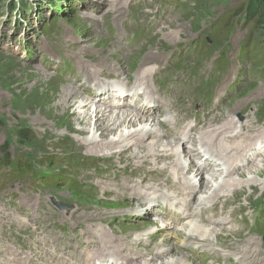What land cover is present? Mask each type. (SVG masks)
<instances>
[{
    "label": "rangeland",
    "instance_id": "1",
    "mask_svg": "<svg viewBox=\"0 0 264 264\" xmlns=\"http://www.w3.org/2000/svg\"><path fill=\"white\" fill-rule=\"evenodd\" d=\"M14 1L18 8H6L11 2L9 0L0 9L2 13L0 15V159L5 157L1 154V148L4 145L8 146L9 154L15 158L30 161L34 171L32 170L33 172L27 177L15 179L11 175L13 171L10 168L0 166V186L7 189L0 193V195L4 193L2 201L0 199V206L7 203L11 191L25 196L31 192V185H36L37 181H41L42 185L51 189L46 194L50 201L51 212L57 216L56 221L61 220L60 215L68 217L69 213L74 210L87 212L90 215H95V211L105 213L103 205H95V200L87 199L61 183L62 178H64L62 175L66 176L71 170L68 161L79 157L80 163L75 164V166L84 168L87 167L83 166L82 163L87 161L93 162L97 167L101 164L108 165L113 172L120 173L121 176L119 177L122 179H125L133 171L141 172V170H135L128 162L132 161V156H138V154H134L137 150L144 151L143 147L134 149L131 147L119 153V150H116L115 142L104 143L109 141L112 133L95 135V118L89 115L88 120H79L80 114H72L74 109L71 102L70 113L55 108L63 97V85H59V81H55L53 76L46 79L38 73L37 70L51 74L45 63L40 61L41 49L39 45L44 46L46 52L53 55L55 63L59 62L58 53H63L71 58L73 56L76 58L73 59L75 64L80 60L87 65L98 63L100 58L97 55L106 56L101 53H83V56L77 57L78 53L74 50V42L70 44L65 40L67 34L74 41L77 40V36L82 35L83 44L91 45L90 47L101 52L105 50L104 48H108L105 51L108 54H111V49L115 51L114 60L106 59L110 63L115 62L116 64L121 60V68L124 72H128L127 69H129L124 78L131 77L132 82H134V75L138 70L135 61L141 53L147 50L145 48L133 53L128 48V44L134 40V42L155 40L153 36L157 35L158 37L163 32L161 37L167 39L165 46L159 45L156 48L155 44L151 48L152 51L165 56V61L171 53H174V62L177 61L175 54H181L180 58L184 61L176 69H171L172 66L168 65L165 71L163 70L164 61L157 69L160 71V75L155 80V88H162L166 93L167 81L175 80V95L172 97V103L175 104L174 110L179 111V115H185L187 119H190L187 124L190 123V125L195 126L193 118H196L197 122L205 119L206 115L203 108L207 103H209L208 110H213V103H218L214 113L217 116L235 113L236 132L240 130L242 124H248L249 121L257 125L256 122L260 123L261 120H264V36L253 32L251 25L245 24L243 15L235 16L233 13L246 0H122L123 2H118L120 4V6L118 4L120 7L118 11H123L124 16L120 18H124V21H115L116 18L112 15L109 21L100 22V26H98L99 18L106 11L108 0ZM31 6L32 9L29 13H23L22 8L28 10ZM92 6L94 7L92 11L91 9L83 10L84 7L92 8ZM112 8L114 15H116L114 6ZM22 15L23 18H21ZM54 17L57 19L52 21ZM90 17L92 19H89ZM228 17H230L229 24L225 25ZM123 23L125 26L122 25ZM158 23L166 24L159 31L160 33L156 28ZM44 27L49 30L43 29ZM134 35H140L141 38L144 36V40L137 37L133 38ZM122 36L124 37L123 44H117L116 37ZM55 37L58 39L52 45L59 48L56 51L57 54L48 47ZM164 50L168 52L163 53ZM27 54L35 58L28 59ZM55 70L61 73L60 77L75 73L70 64L52 71ZM162 81L163 84L161 85ZM229 85L233 87L234 93L228 89ZM66 86L70 87V85ZM77 91L79 96L84 99V94L79 90ZM89 103H92L90 99ZM244 103L253 104L240 110ZM91 106L92 104L89 105L90 108H92ZM236 107L238 108L236 109ZM257 112L258 114L254 117L253 113ZM112 113L109 112L106 119ZM250 114L254 117L253 120L249 118ZM164 120L168 123V116H165ZM173 120L175 121V117ZM169 126L173 127L172 125ZM261 126L264 128V123ZM23 128H30L34 132L36 146L28 145L19 139L18 132ZM162 133H164L163 128ZM87 139L91 141L100 139L99 146L89 144ZM52 145L61 147L63 150L49 149ZM187 145L189 148L193 147L190 143ZM111 146H115V148ZM89 148H93L92 150L96 154H112L117 159L110 160L97 155H90L87 151ZM158 148L155 149L159 151L154 152L157 155L154 154L155 156L151 159L156 158L161 153L160 147ZM128 150L130 153L126 154L125 152ZM61 153L64 155L62 156ZM94 158H98V161ZM182 161L186 163L185 158H182ZM125 167L128 173L121 172ZM249 172L251 171L244 172L240 176L243 183L248 182L243 192L237 194L238 189L235 188L227 194L230 200L227 206L232 208L225 217H234L232 227L239 231L230 237L224 235L218 237V248L228 253H232V251L226 246L227 240L238 239V237L246 239L254 238V236L259 237L244 229L243 223L249 220L253 222V210L259 207L258 204L264 203V194H261L264 192V175L252 177L251 174L253 173ZM33 173L37 176L41 174L44 178L38 180L36 176H33ZM89 176L95 184L99 185L101 190L99 197H101L103 191L101 176H105V174H91ZM84 179L89 180L87 177H83ZM178 179L182 181L180 177ZM200 196L197 194L196 198L198 199ZM56 202L61 206L58 207ZM209 203L213 204L212 202ZM74 204L80 205V208ZM160 207L161 210L171 208L170 211L176 217L181 211V208L175 206L173 202H164L160 204ZM240 210L239 214L231 216L232 211L235 214ZM154 218L159 221V227H168L157 237V242L162 240L164 236L170 237L169 234L183 233L188 229V226L176 225L169 219H162L159 216ZM3 219L4 224L7 225L0 224V229L5 230L11 227L14 231L5 236L0 230V246L4 244L5 237L10 242L19 244L22 241L28 242L33 238L32 233L23 229L26 224L14 225L9 215H4ZM116 221L120 222L118 226L114 225L119 235L131 233L134 237L141 236L142 230H136L140 226L137 224L145 220L119 217L116 218ZM197 221L198 216L186 223L189 225L190 222L196 223ZM135 225L136 228H130ZM195 226L198 230L199 226ZM107 228L111 231L109 227ZM150 228H153L152 225ZM259 239L264 243L263 238L259 237ZM212 240L215 244V237ZM15 248L20 249L19 246H15ZM182 252L186 253L190 264H207L203 262L204 254L200 251L192 249V251L181 250L177 253L181 255ZM174 253L175 251L170 256L168 255V258L164 257L165 260L154 264H164L173 258ZM213 258L217 259V256L214 255ZM222 260L228 262L224 258ZM207 262L221 264L220 261L215 263L210 259Z\"/></svg>",
    "mask_w": 264,
    "mask_h": 264
},
{
    "label": "bare ground",
    "instance_id": "2",
    "mask_svg": "<svg viewBox=\"0 0 264 264\" xmlns=\"http://www.w3.org/2000/svg\"><path fill=\"white\" fill-rule=\"evenodd\" d=\"M119 1L123 2L108 0V7L99 18L98 26L104 20L109 21L112 15L116 18L115 21H124V18H120L124 16L123 11H118ZM93 8V6L92 8L84 7L83 10L91 9L92 11ZM122 25L125 26L124 23ZM165 25L164 23L156 24L158 33ZM162 33L158 37L153 36L155 40L128 44V48L133 53L145 48L147 50L135 61L138 70L134 75V82L131 77L124 78L129 69H127L128 72L126 70L124 72L121 68V60L116 64L106 59L114 60L116 53L111 48V54L105 53L108 48H104L105 50L101 52L90 47L91 45L83 44L82 35H75L77 40L74 41L67 34L65 40L70 44L74 42L77 57L83 56V53H101L106 56L97 55L100 60L93 65L77 61L78 70L83 75V79H73L71 87L62 86L64 94L55 108L70 113L69 108L73 106L72 114H80L79 120H88L89 115L95 118V135L112 133L108 142L102 141L105 144L115 142L119 153L131 147L133 149L143 147L144 151L137 150L134 154L138 156H132V161H127L135 170H141V172L133 171L125 179L118 175L105 176L102 179V196L98 195L94 199L95 203L104 206L105 213L95 211V215H90L87 212L74 210L68 217L60 215L59 221L70 231L65 235H48L35 221L26 222L27 219H25L22 222L19 209L3 214L0 218L9 215L14 225L26 224L23 229L33 235L28 242L22 241L23 247L30 252L25 253L21 264H154L165 260L174 251L173 258L164 264H190L186 253L182 252L180 255L177 252L192 251V249L217 255L219 260L234 259L236 264H264V243L259 237L254 236L255 239L238 237V239L227 240L226 246L232 253L219 249L217 243L219 236L230 237L239 232L232 227L234 217L221 218L230 210L227 206L230 201L227 194L235 188L238 189L237 194L243 192L248 183L247 181L243 183L240 179L244 172L251 171L249 173H253L252 177L264 175V166H262L264 164V129H258L253 122L249 121L248 124L241 125V131L236 132L237 121L231 107L232 114L217 116L209 112L205 119L198 121L195 126L187 124L186 118L176 116L175 127L167 128L165 115L161 114H164L163 110L167 108L173 115L175 104L172 103V97L175 95V80L167 81L166 93L162 88L152 87L150 83L158 73L157 69L165 61V56L156 54L151 49L155 44L157 48L167 42V39L161 37ZM123 42V36L116 37L117 44H123ZM92 56L95 55L92 54ZM72 59L76 58L72 56ZM37 71L46 79L52 77L45 71ZM103 79H115L116 81L113 82L118 83H106ZM77 90H85L89 93L90 100L93 102L92 108L89 107L88 100L79 96ZM251 104L253 103H244L242 107L240 106L241 108L238 107L242 110ZM87 108L91 110L88 111ZM109 112L113 113L106 119ZM87 140L89 144L99 146L100 139ZM188 143L193 147L189 148ZM258 143L261 147H258ZM143 144L145 145L142 146ZM111 147L115 148V146ZM158 147L161 153L151 159L155 156L154 154L157 155L154 152L159 151L155 149ZM92 149L87 150L90 155L110 160L117 159L112 154H96ZM125 153L130 152L128 150ZM182 158L186 159V163L182 161ZM215 168L218 170H214ZM165 191L171 194H166ZM197 194L201 195L198 199ZM162 200L173 202L174 205L182 208V214L173 219L176 225L195 219L197 216L200 223L204 225L198 230L195 225H189L183 233L169 232L172 233L169 234L170 237L164 236L157 242V237L168 228L159 227L158 220L152 217V215L161 218L167 216V213L157 209V205ZM209 202L213 203L212 215H209L208 210L204 208ZM220 203H224V206L218 209L217 206ZM29 204L26 206L28 207ZM74 205L80 208V205ZM233 215L235 214L232 211L231 216ZM119 217L145 220L137 224L140 226L136 230H142L141 236L134 237L131 233L119 235L115 228L120 223L116 221ZM47 223L45 227L53 225L51 218ZM151 225L153 228H150ZM130 228L134 229L136 225ZM78 229H81V232L79 236H76L74 233ZM10 230L14 231L11 227ZM214 237L215 244L212 240ZM6 243L9 252L17 253L14 246L16 243L10 242L8 238Z\"/></svg>",
    "mask_w": 264,
    "mask_h": 264
},
{
    "label": "trees",
    "instance_id": "3",
    "mask_svg": "<svg viewBox=\"0 0 264 264\" xmlns=\"http://www.w3.org/2000/svg\"><path fill=\"white\" fill-rule=\"evenodd\" d=\"M6 1L9 0L0 1V9H2L1 7L5 6ZM7 7L13 9L18 8L14 0L9 2L6 8ZM22 9L23 11H25V8ZM233 13L235 16L243 15L245 23L247 25H251L252 31L255 33H260L264 36V0H246V2H244L237 9H235ZM0 15H1V11H0ZM229 21H230V17H228L225 25L229 24ZM18 137L22 142L28 145L31 146L37 145L36 135L30 128L20 129L18 132ZM57 148L62 150L60 147ZM1 154L4 155L5 157L0 159V166L11 168V170L13 171L12 175L14 177H21L25 174L32 173L34 171L33 165L30 161L22 158L15 159L14 156H11V154H9L8 146L4 145V147L1 148ZM33 174L34 176H37L35 175V173Z\"/></svg>",
    "mask_w": 264,
    "mask_h": 264
}]
</instances>
